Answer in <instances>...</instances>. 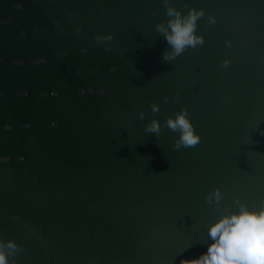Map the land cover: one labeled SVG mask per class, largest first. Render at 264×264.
I'll list each match as a JSON object with an SVG mask.
<instances>
[{"label":"water","instance_id":"obj_1","mask_svg":"<svg viewBox=\"0 0 264 264\" xmlns=\"http://www.w3.org/2000/svg\"><path fill=\"white\" fill-rule=\"evenodd\" d=\"M170 3L205 10L204 42L165 62L162 0H0V239L18 264H179L220 211L208 192L264 198V0ZM181 105L197 145L144 131Z\"/></svg>","mask_w":264,"mask_h":264},{"label":"clouds","instance_id":"obj_2","mask_svg":"<svg viewBox=\"0 0 264 264\" xmlns=\"http://www.w3.org/2000/svg\"><path fill=\"white\" fill-rule=\"evenodd\" d=\"M162 3L168 19L156 23L154 30L164 37L169 46L161 54L162 60L168 62L174 60L187 47L195 49L203 44V35L195 30L197 20L205 15V10L185 3L183 7L187 11L184 12L170 3V0H162ZM72 14L75 15L76 12L73 11ZM215 20L216 17L213 14H207L209 24L215 23ZM76 31L79 29L77 28ZM110 39H112L110 33L95 36L97 44L101 40ZM225 45L231 47V40H226ZM83 51L85 49H81V52ZM229 63L230 60L227 58L221 62L224 67H227ZM163 99L166 103L169 101L168 96H164ZM178 101L177 93L172 96V102ZM150 109L153 113L158 112L159 104L151 102ZM144 115L142 110L138 112L140 119H144ZM165 126L177 133L172 144L174 149L195 146L201 139L184 105L162 122L156 118L147 121L144 131L159 136L161 128ZM261 134L264 135V129H261ZM223 198L224 193L219 187L206 194V203L220 211L207 226V240L201 245L203 250L191 259L181 256L179 264H264V198L259 200L258 206L249 207L237 196L232 199L231 205H224L221 208ZM21 251V246L14 240L0 239V264H18L17 256Z\"/></svg>","mask_w":264,"mask_h":264}]
</instances>
